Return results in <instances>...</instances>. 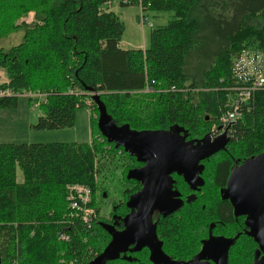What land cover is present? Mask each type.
I'll return each instance as SVG.
<instances>
[{"label":"trees","instance_id":"16d2710c","mask_svg":"<svg viewBox=\"0 0 264 264\" xmlns=\"http://www.w3.org/2000/svg\"><path fill=\"white\" fill-rule=\"evenodd\" d=\"M24 1L0 0V16ZM35 1L43 10L25 27L21 43L0 49V69L6 74L0 91L8 92L0 99V109H15L19 96L42 98V115L31 128L57 131L73 128L76 111L88 108L91 140L0 144V259L1 264H87L110 240L100 227L107 200L103 195L94 198L95 176L104 175L115 158L124 166L136 164L100 136L92 96H99L117 126L129 125L135 131L178 126L192 138H203L220 115L218 109L244 86L233 77L234 58L244 50L264 54V0ZM113 3L142 13H170L172 18L150 32L145 50H125L120 47L124 25L108 6ZM204 25L213 29L212 41L218 47L206 67L189 71L187 62L199 47ZM12 31L15 27L3 17L0 38ZM241 113L229 131L228 153L203 161L205 188L214 192L211 199L200 197L156 224L162 251L172 260L193 254L219 219L234 227L228 205L212 198L233 159L244 161L264 152V91L254 93ZM116 152L123 157L117 158ZM109 154L107 164L104 156ZM214 170L215 185L208 176ZM127 183L124 179L121 185ZM69 185L91 191L89 207L96 212L92 236L68 213ZM130 193L121 192L118 211L127 212L124 202Z\"/></svg>","mask_w":264,"mask_h":264},{"label":"water","instance_id":"95a60500","mask_svg":"<svg viewBox=\"0 0 264 264\" xmlns=\"http://www.w3.org/2000/svg\"><path fill=\"white\" fill-rule=\"evenodd\" d=\"M97 109V129L100 136L115 148L134 157L143 168L127 173V180L141 182L140 191L132 194L125 206L128 214L123 218V229L116 231L114 226L100 224L110 236L104 250L88 264H106L117 261L127 251L137 253L146 248L152 264H199L200 260L215 258L216 264H227V252L234 241L224 238H210L202 243L200 254L192 261H172L162 251V242L157 238L154 214L167 218L183 205L178 193L172 190L171 173L182 176L195 190L202 185L199 174L201 162L223 151L229 143L226 134L212 138L210 134L200 140L185 142L183 131L178 126L168 130L135 131L129 125L117 126L107 114L99 96H92ZM234 170L222 190L223 199L229 200L234 216L246 217L245 225L251 237L264 253V152L245 159L240 165L234 163ZM194 197L188 199V203ZM133 246L132 249H129ZM209 253H213L208 256ZM260 263H264V257ZM1 264V259H0Z\"/></svg>","mask_w":264,"mask_h":264},{"label":"rangeland","instance_id":"374dc122","mask_svg":"<svg viewBox=\"0 0 264 264\" xmlns=\"http://www.w3.org/2000/svg\"><path fill=\"white\" fill-rule=\"evenodd\" d=\"M108 6L110 10L120 18V21L124 25V33L121 38L120 47L125 50H143L147 48L149 46L150 32L158 27L166 25L172 18V14L170 13L156 14L145 12L144 16L148 18L150 24V27H146V25H142L139 21V8L134 6L120 7L117 3ZM42 10L43 9L39 7L35 0H27L20 5L7 8L6 12L0 16V21H2L4 17L5 23L15 27L16 31H12L7 34V36L5 35L3 38H0V49L7 51L10 47L20 44L23 40V31L25 27H30L34 22L36 11ZM212 36L213 29H211L210 26H205L199 34V47L187 62V70L195 71L202 66L206 67V62H208L209 58L218 47V44L212 41ZM5 75V72L0 69V85L6 81ZM144 93L148 92L144 91ZM42 102V98L30 101L28 97L24 95L17 98V107L15 109H0V142H10L12 144L89 143L91 140L90 133L92 125L90 124V111L88 108L78 109L76 111L75 125L71 129L57 131H36L32 129L31 127L36 124L38 117L42 115V111L40 110ZM218 111L220 112V109H218ZM106 149L113 152L110 147ZM114 155L117 158L123 157L120 155V152H116ZM110 156L112 155L109 154L104 156L107 159L106 162L109 160ZM124 159L126 161V157H124ZM112 160L113 162L111 161L105 174L95 176L96 179H94V198L96 199V196H102L104 193L107 195L104 198V200H107V203H104L105 212H109L113 201L119 200L121 192L127 188V184H125V186L121 185L125 179L123 171H125V168L133 165L129 162V164H125L124 166L121 165L116 158ZM107 164L105 167H107ZM120 167H124V169ZM17 176L18 179H20V173H18ZM105 247L106 245L104 248Z\"/></svg>","mask_w":264,"mask_h":264},{"label":"flooded vegetation","instance_id":"af4514ba","mask_svg":"<svg viewBox=\"0 0 264 264\" xmlns=\"http://www.w3.org/2000/svg\"><path fill=\"white\" fill-rule=\"evenodd\" d=\"M179 134L181 136L185 137V142L202 139V138H192L184 130L182 132H180ZM229 142H230V138H229ZM225 150H226L225 153H228L227 147H225V149L223 151H225ZM122 152L124 153L123 150H122ZM126 155L128 157L132 158L136 163V164H133V166H131V167H127V172L125 175V180L128 182L127 188L125 190L131 191L130 195L128 196V198H129L132 194H135L138 191H140L143 187V184L141 182H137L134 180H127L126 179L127 173L131 170H134V169L143 168L142 167L143 164L137 163L134 157H131L128 154H126ZM242 162L243 161L234 160V159L232 160L233 167H227L228 169H227V173H226V176L224 178V181L221 182L222 184L216 186V196L214 198H212V199H217V200H219V202H222V203H225L228 205V207L230 209V215H231V218L233 220L234 227L233 226L229 227L226 223H224L223 221H221L219 219L216 223L217 225L211 224V228L207 230V233L204 236V238L199 240L198 249L193 254H190V256H188L186 259L178 260V261H181V262L192 261L195 258V256L200 254V251L202 249V243L204 241L210 240V238H224V239H229V240L234 241L233 245L228 249V252H227V259H226L227 264H237V262H240V264L241 263L242 264H264V263H260L264 257V253L259 250L258 244L251 237L248 236L249 229L245 225L246 217L234 216V209L232 208L229 200L223 199L222 194H221L222 190H224L226 188L228 178L235 168L234 163L240 165ZM201 165L204 166V163L201 162ZM216 168L217 167H215V170H216ZM215 170H214V172L212 171L208 175V176H211V178H213L211 183L214 185H215V180H214L215 179ZM205 171H206V167H202V172L199 174V177L202 180V185L196 186L195 190L191 189V186L188 185L183 180L182 176H178L176 173L170 174V178L172 180V190L179 194L178 198L183 203L182 207L176 213H178L183 208L184 205L195 203L196 201H199L198 199L200 197L202 198V199H200V201H202L203 199H205V200L211 199L214 192L210 191V193H209V190H210L209 186H207L205 188V186H206L205 185V176H204ZM103 196L106 197L105 194H103ZM190 197H194V200L188 203L187 201ZM128 198H127V200H128ZM127 200L124 202V206H125ZM114 203H116V204H113V203L111 204L109 212L108 211L106 212V215L104 218V223H102V224L112 225V226H114L116 231H121L123 229L122 220L128 214L129 211L126 208V206H125V208H126L127 212L123 213L122 211H118L119 208L121 207V203L118 202V200H116ZM203 209H204V207H203ZM176 213H174V214H176ZM174 214H172V215H174ZM160 218H162V217L159 214H154L153 222L155 224H157V222ZM108 237L110 239L109 235H108ZM239 241H242V243ZM109 242H110V240H109ZM132 248H133V246L129 247V249H132ZM163 253H164V251H163ZM212 254L213 253H209L208 256H211ZM167 257H169V256H167ZM217 257H220L218 253H216L214 258L206 259V260L203 259V260H200L198 263L199 264H216L215 258H217ZM172 261H176V260H172ZM109 263H112V264H152L149 260V252L146 248L142 249L141 251H139L137 253H131L130 251H127L125 254H121L117 261L108 262L106 264H109Z\"/></svg>","mask_w":264,"mask_h":264},{"label":"built area","instance_id":"2783aa9c","mask_svg":"<svg viewBox=\"0 0 264 264\" xmlns=\"http://www.w3.org/2000/svg\"><path fill=\"white\" fill-rule=\"evenodd\" d=\"M139 21L142 25L150 27L148 18L142 12H140ZM232 74L238 82H243L244 86L237 89L235 98H229L226 101L220 110V115L212 122L209 134L213 139L221 134H226L229 138L230 128L235 126L242 116L241 106H246L254 93L264 91V54L259 50L242 51L232 62ZM5 95L8 96V93L0 91V99ZM87 106H91L90 102ZM66 201L69 215L79 218L84 230L90 233L89 236L94 235L96 212L89 207L91 191L83 186L69 185ZM61 240L67 242L65 236H61Z\"/></svg>","mask_w":264,"mask_h":264},{"label":"crops","instance_id":"0c3cea01","mask_svg":"<svg viewBox=\"0 0 264 264\" xmlns=\"http://www.w3.org/2000/svg\"><path fill=\"white\" fill-rule=\"evenodd\" d=\"M143 50H145V49H143ZM0 144H12V143H10V142H0Z\"/></svg>","mask_w":264,"mask_h":264}]
</instances>
